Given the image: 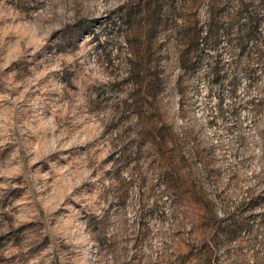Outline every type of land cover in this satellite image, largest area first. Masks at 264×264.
Masks as SVG:
<instances>
[{"label":"rangeland","instance_id":"374dc122","mask_svg":"<svg viewBox=\"0 0 264 264\" xmlns=\"http://www.w3.org/2000/svg\"><path fill=\"white\" fill-rule=\"evenodd\" d=\"M108 3L0 0V264H264V0Z\"/></svg>","mask_w":264,"mask_h":264},{"label":"trees","instance_id":"16d2710c","mask_svg":"<svg viewBox=\"0 0 264 264\" xmlns=\"http://www.w3.org/2000/svg\"><path fill=\"white\" fill-rule=\"evenodd\" d=\"M255 18L256 17L251 14L247 19V23L238 28L236 41L240 47H244L251 39H255L257 41L259 40L260 35L258 32V26L260 25L262 20H257Z\"/></svg>","mask_w":264,"mask_h":264},{"label":"clouds","instance_id":"9594fccd","mask_svg":"<svg viewBox=\"0 0 264 264\" xmlns=\"http://www.w3.org/2000/svg\"><path fill=\"white\" fill-rule=\"evenodd\" d=\"M122 2V0H109L108 7L113 8L119 6V4Z\"/></svg>","mask_w":264,"mask_h":264}]
</instances>
